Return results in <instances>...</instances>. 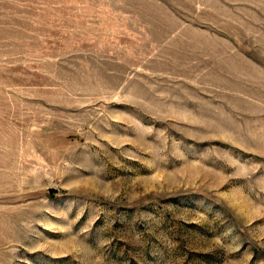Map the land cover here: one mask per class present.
I'll list each match as a JSON object with an SVG mask.
<instances>
[{"label": "rangeland", "instance_id": "obj_1", "mask_svg": "<svg viewBox=\"0 0 264 264\" xmlns=\"http://www.w3.org/2000/svg\"><path fill=\"white\" fill-rule=\"evenodd\" d=\"M0 264H264V0H0Z\"/></svg>", "mask_w": 264, "mask_h": 264}]
</instances>
